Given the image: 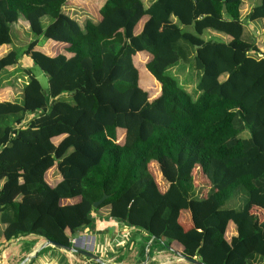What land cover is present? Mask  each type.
Returning a JSON list of instances; mask_svg holds the SVG:
<instances>
[{
    "label": "trees",
    "instance_id": "1",
    "mask_svg": "<svg viewBox=\"0 0 264 264\" xmlns=\"http://www.w3.org/2000/svg\"><path fill=\"white\" fill-rule=\"evenodd\" d=\"M241 3L104 0L98 20L81 27L63 11L67 0H0V47L19 16L34 35L30 47L0 55V89L27 57L48 82L45 90L20 67L24 103L0 99V250L31 234L69 246L106 208L156 249L177 242L204 264H264V218L253 212L264 214V53L247 28L264 21V0L244 15ZM40 35L62 51L36 48ZM140 52L158 83L152 99L133 62ZM152 161L170 171L164 191ZM196 167L206 189L194 184Z\"/></svg>",
    "mask_w": 264,
    "mask_h": 264
},
{
    "label": "crops",
    "instance_id": "2",
    "mask_svg": "<svg viewBox=\"0 0 264 264\" xmlns=\"http://www.w3.org/2000/svg\"><path fill=\"white\" fill-rule=\"evenodd\" d=\"M150 0H146L148 2ZM72 0H67L68 4L63 6V9L66 6H70L73 9H80L85 10L88 13L91 9H95L93 4H70ZM104 2V1H103ZM102 4H99L97 7V15L94 18V21L98 20L99 18V8ZM145 17L141 19L138 23L137 27L135 28V32L140 30V26L142 25ZM247 28L251 30L252 34L256 36V43L259 47L260 51L264 53V34L260 37L261 31L264 29V21L262 24H259L257 27L252 26L250 23L247 25ZM261 38V39H260ZM44 52L49 54L55 53V47H53L52 42H44ZM50 48V49H49ZM7 51L5 46L0 47V55ZM136 55H139L137 53ZM149 57V56H148ZM26 64H19V68H32V62L30 59L24 58ZM15 68L10 73H21L22 70L18 71ZM12 68H10L11 70ZM25 76V75H24ZM140 85V81H139ZM140 87H142L140 85ZM1 90V89H0ZM121 130L117 131V139H121L124 135V131L120 132ZM45 179L49 184H54L60 180V176L54 172L53 168L49 169L45 174ZM164 191L165 187L162 188ZM77 198L73 200H64L63 203L76 201ZM258 215L259 220L264 218V214L259 209L254 210ZM186 216V215H185ZM188 217V216H187ZM186 217V218H187ZM4 227V224H2ZM190 223L188 219H185L183 223L184 229H188L190 227ZM229 234L230 236L235 233L234 225L229 223ZM227 233V232H226ZM72 235H84L79 240V246H88L89 245V235L95 236V243L98 241L97 247L95 248L94 243V252H97L102 255L105 260L121 263V264H135L138 262H142L145 260V252L148 250V264H194L192 262L186 261L184 259L179 258L175 255L171 250H175L177 252H182V247L177 242H172L169 248L165 249H156L152 246V237L148 238L147 234L140 229H136L130 227L120 221L113 220L108 216L107 209L102 208L96 210L93 213V222L88 227H83L80 231ZM36 237V238H35ZM70 237V236H69ZM27 239L28 241L25 243H20L13 252H8L9 246L15 241H20L22 239ZM230 238V237H229ZM45 239L40 236L36 235H29L26 237H18L7 246H5L2 250H0V264H18L25 256L30 254L35 248L39 246ZM2 243V242H0ZM144 243V244H143ZM27 244V245H26ZM102 245V249L101 248ZM142 245H144V252L141 253ZM151 245V246H150ZM121 247H123V251H121ZM150 247V248H149ZM150 249V250H149ZM101 250V251H99ZM120 251L122 253H120ZM101 252V253H100ZM132 252L133 255H129ZM198 259L197 257H194ZM31 264H93L87 258L82 255L70 253L65 250L55 248L52 246H47L42 248L37 255L30 260Z\"/></svg>",
    "mask_w": 264,
    "mask_h": 264
},
{
    "label": "rangeland",
    "instance_id": "3",
    "mask_svg": "<svg viewBox=\"0 0 264 264\" xmlns=\"http://www.w3.org/2000/svg\"><path fill=\"white\" fill-rule=\"evenodd\" d=\"M73 2L70 4H93L95 6V9H91L88 13H86L85 10H80V9H73L70 6H66L63 11L65 13H67L68 15H70L71 17H73L78 24L83 27L86 21H91L94 22V18H96L97 15V7L99 4H102L104 0H72ZM146 1V0H143ZM255 2H259V0H242L241 3V14L244 15L245 13H247V11L250 9V7L253 5V3ZM47 21V17H43L41 19V22L46 23ZM263 20L257 19L252 21L250 24L254 27H257L259 24H262ZM31 27H30V23L27 21V19H24L23 16H19V19L16 23H12L10 25V38H11V42L7 45H2L5 46L8 49H15L19 52H21L23 49L28 48L32 45V41L34 38V35L31 32ZM262 34H264V29L263 31H261L260 37L262 36ZM218 36L223 38V40H227L228 37L224 36L223 34L220 33H216L213 31H208V36ZM261 39V38H260ZM44 42H52L49 39H46L45 37H43V35L39 36V39L37 40V44L33 43V45L36 48H40V49H44ZM53 47H55V51H62L61 47L59 44H55L53 45ZM50 49V48H49ZM149 53L147 52H140L139 55H134L133 56V62L136 64L138 70H139V81H140V85L142 86L141 88L145 89L148 94H149V98L152 99L153 97L156 96L157 92H158V83L156 82V80L150 75V73L147 71V69L145 68V64L147 62V60L149 59ZM21 64H26L25 61H23V59H21ZM31 71L32 74L38 79V81L40 82L42 88H44L46 90L48 82H47V78L44 75V73L41 71V69L37 66V65H31ZM13 70V67H11ZM28 68V67H27ZM175 73V70L173 71ZM179 80H182L184 78H192L190 77L188 72H179V74L177 75ZM26 77L24 76V73H13L10 74L8 76H5L4 78H2L1 80V84L3 85V87L0 90V99H7L10 101H15L18 103H24V96H22V87L23 84L26 81ZM185 83H189V80ZM191 85L190 83L188 84V86ZM122 132L119 131V133ZM117 140H120L117 139ZM149 170L151 171V173L153 174L155 181L158 184V187L160 190H163L162 188L167 187V181L164 179L169 178L167 174L170 175V171L167 169V167H164V165H160L158 162L156 161H152L149 163L148 165ZM54 170V168H53ZM55 173H57L54 170ZM167 173V174H165ZM193 177H194V184L196 187H203V188H207L209 183L206 179V177L204 176V174L202 173L201 169L199 167H196L193 170ZM206 190L203 191V194H205ZM106 209V208H105ZM229 225L228 228L226 230V238L229 239L230 234H229ZM3 230V225L0 223V234L1 231ZM36 238V237H35ZM27 239H22L20 241H15L11 244V246H9V250L8 252H13V249H15V247H17L20 243H25L27 242ZM98 241L95 243V248L97 247ZM27 245V244H26ZM102 245L101 248L102 249ZM123 247H121V251ZM101 251V250H99ZM120 251V253H122ZM101 253V252H100ZM129 255H133L132 252L129 253Z\"/></svg>",
    "mask_w": 264,
    "mask_h": 264
},
{
    "label": "water",
    "instance_id": "4",
    "mask_svg": "<svg viewBox=\"0 0 264 264\" xmlns=\"http://www.w3.org/2000/svg\"><path fill=\"white\" fill-rule=\"evenodd\" d=\"M222 11H225V4L222 5ZM107 195L103 194L102 197L95 201L93 203V207H97L101 202H103L106 199ZM84 235H73L72 239L73 242L71 245H64V244H60L58 242H55L53 240L50 239H45L41 244H39V246L37 248H35L30 254H28L27 256H25L18 264H25L26 262H28L29 260H31L32 258H34L37 253L44 247L47 246H52L55 248H59L62 250H65L67 252L70 253H75V254H79L84 256L85 258H87L89 261H91L93 264H121V263H115V262H111L108 260H105L101 254L94 252V243H95V236L94 235H89V245L88 246H79V240L80 238H82ZM175 255H177L179 258L184 259L186 261L192 262L194 264H204L203 262H201L199 259L196 258H190L185 256L183 253L181 252H177L175 250H171ZM148 250L145 252V260L142 262H138L135 264H148Z\"/></svg>",
    "mask_w": 264,
    "mask_h": 264
},
{
    "label": "built area",
    "instance_id": "5",
    "mask_svg": "<svg viewBox=\"0 0 264 264\" xmlns=\"http://www.w3.org/2000/svg\"><path fill=\"white\" fill-rule=\"evenodd\" d=\"M72 242H73V239H71V244H72ZM0 246H1V243H0ZM25 264H31L30 260L28 262H26Z\"/></svg>",
    "mask_w": 264,
    "mask_h": 264
}]
</instances>
